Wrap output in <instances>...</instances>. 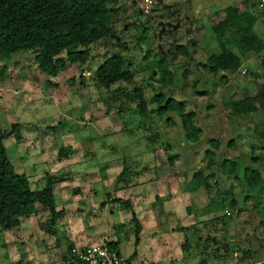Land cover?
Instances as JSON below:
<instances>
[{
  "label": "rangeland",
  "instance_id": "rangeland-1",
  "mask_svg": "<svg viewBox=\"0 0 264 264\" xmlns=\"http://www.w3.org/2000/svg\"><path fill=\"white\" fill-rule=\"evenodd\" d=\"M201 2L204 3V0ZM246 2L248 6L255 4L253 9L261 16L254 30L264 40L262 0H207L199 17L194 13L198 5H193V0H187L186 4L181 0H153L151 6L145 0H116V4L111 6L115 14L112 34L91 46L92 57L86 65L67 64L66 70L60 71L55 79L44 78L37 69L34 53L26 51L13 55L12 62L7 66V76L1 82L3 84L0 83V112L6 113L1 116L0 128L12 124L18 116L21 118L17 123L21 124L25 119L52 118L44 121L43 125L38 123L40 120L24 124L26 132L16 133L22 134L20 138L27 132L47 134L48 145L52 144L50 137L58 139L57 134H74L80 146L75 147L80 148L78 152L81 153L74 159L75 163L78 161L74 168L66 165V169L61 167L59 171L60 161L52 167L50 164L51 170L45 179H42V167L28 170L29 176L33 172L41 174L36 177L38 182H30L31 190L44 188L48 180L56 175L69 178L66 174L86 172L88 180H93V185L100 182L102 193H106L119 181L124 160L132 158V163L126 164L132 173L121 179H130L133 184L139 182L138 185L154 181L158 197L167 200L165 196L169 195L170 201L174 202L177 201L173 198L177 197L175 193L178 195L185 187L194 193L189 212L195 216L196 226L185 228L183 235L180 233L182 224L178 222L167 225L170 221L164 224L160 220L158 228L164 234L160 237V244L170 237L177 250L190 244L186 252L182 248L184 257L179 261L163 258L168 255V248L143 237L140 250L144 264H264V108L240 118L231 116L227 109L228 102L245 97L261 96L264 104V70L261 67L264 52L251 55V66L241 67L235 75L214 76L205 69L208 58L220 52L214 45V35L208 23L222 20L223 9L230 5H237L239 12H245ZM113 54L125 59V70L131 78L105 89L96 85L95 73ZM160 56L167 58L173 73V84L167 88L161 86L157 71L152 68V62ZM255 73L260 76L254 77ZM50 83L55 88L49 87ZM32 85L38 87L37 92L47 98L46 101L61 102L62 106L46 104L36 112L24 115L27 113L25 106H19L17 102L31 100L30 91H36ZM139 90L144 94L147 105L144 114L138 109L140 101L136 91ZM158 94L185 104L186 111L195 114L193 123L200 134L196 142L186 141L181 120L175 113L158 114L154 98ZM30 103L26 104L28 109ZM118 110L122 111L121 114ZM104 134L118 135L109 137ZM60 143L57 150L66 148L67 145H62V141ZM115 147L116 150H113ZM87 150H92V153L86 155ZM59 152L56 151V158ZM209 152L214 154L212 164L207 157ZM59 160L64 162L63 158ZM32 162L33 167L41 164L35 160ZM230 163L236 164V169H232ZM248 167L262 175L259 186L248 187L244 183L243 171ZM201 169H204L208 186L194 190L193 175ZM142 170L145 172L141 173ZM168 183L174 184L173 187H168ZM64 186L65 189L60 188L57 192L58 203L62 206L69 204L67 198H72L73 202L78 200V194ZM133 187L132 196H124L133 203V196H147V191L151 190L147 184L146 190ZM94 190L95 187L83 194L84 201L96 194ZM104 193L100 196L101 201L96 200L94 209L86 208L89 204L84 202L78 204L83 211L79 214L84 217V228L95 222L97 229L93 237L88 234L84 243L101 245L110 238L118 242L122 254H132L136 250L134 228L130 224L118 223L121 217L116 212L123 206H112L109 199L106 201ZM178 198L181 210L178 209L175 216L181 217L184 212H180L187 200L185 202L182 196ZM101 203L104 206H100ZM147 206V203L141 204L138 211L145 213ZM200 206L204 209L201 210ZM57 209L60 210V207ZM73 209L75 212L71 213H77L76 207ZM113 211L114 214L111 213ZM47 212L46 208L37 205L30 226L37 228L40 225L52 236L45 238L44 232H40L43 248L36 253L38 259L49 260L47 264H53L52 254L57 246L61 247L60 252L65 251L72 236H68L69 242L63 238L64 230L58 224L56 232L51 220L44 219ZM149 221L152 222L150 217ZM6 236L5 231L0 229V264H10L8 247L4 244ZM12 242L14 240L8 239V243Z\"/></svg>",
  "mask_w": 264,
  "mask_h": 264
},
{
  "label": "trees",
  "instance_id": "trees-1",
  "mask_svg": "<svg viewBox=\"0 0 264 264\" xmlns=\"http://www.w3.org/2000/svg\"><path fill=\"white\" fill-rule=\"evenodd\" d=\"M113 4H116V0H0V82L7 76V66L12 62V56L20 52L34 53L37 69L54 79L60 71L66 70L67 64L86 65L92 57L91 46L108 39L112 34L115 23L114 10L111 8ZM244 5L245 12H239L237 5H230L223 9L222 20H211L208 23L214 35V45L220 50L218 54L208 58L205 67L214 76L235 75L241 67L251 66V55L257 56L264 52V40L254 30L261 16L254 11L255 4L248 6L246 2ZM180 50L185 54L183 49ZM152 64L161 86L170 87L173 84V73L167 58L160 56ZM261 67L264 70V58ZM125 68L126 61L121 55L109 56L96 70V85L110 89L114 84L131 78V74ZM259 76L258 73L254 74L256 78ZM262 76L264 77V71ZM221 77L225 79L224 76ZM81 84L84 85L83 78ZM136 94L140 101L138 109L144 114L147 111L144 94L140 90L136 91ZM154 98L159 115L172 112L180 118L187 142L193 143L199 139V130L193 123L195 114L187 112L185 104L168 99L162 94L155 95ZM262 102L261 96L245 97L228 102L227 109L233 117H246L264 108ZM257 103H261L259 107L255 106ZM103 104L106 102L103 101ZM118 112L121 114L122 111ZM19 127L20 125L13 124L9 128H0L2 231L17 228L22 218L36 212L37 204L48 210L52 223L64 213L63 210H57L53 180H48L44 188L33 191L29 178L25 174H18L12 166L4 140L14 135ZM73 153L72 150L64 149L58 153V157L67 158ZM213 156L212 152L207 153L209 164L213 163ZM127 162L132 163V158L124 160L123 172L116 183L123 188L132 184L130 179H121L132 173L126 167ZM230 164L232 169H236V164ZM143 172L145 171L142 170L141 173ZM203 172L204 169H201L194 173L192 179L194 190L208 186ZM243 180L246 186L257 187L262 182V175L248 167L243 171ZM113 203H119L131 212V220L127 224L134 228L137 246L143 225L137 219L130 200L117 199ZM104 243L119 251L114 242ZM189 245L183 246V250H188ZM134 257L135 254L128 258L132 261Z\"/></svg>",
  "mask_w": 264,
  "mask_h": 264
},
{
  "label": "crops",
  "instance_id": "crops-1",
  "mask_svg": "<svg viewBox=\"0 0 264 264\" xmlns=\"http://www.w3.org/2000/svg\"><path fill=\"white\" fill-rule=\"evenodd\" d=\"M40 73H41L40 75L42 77H44V78H45V76L47 77V75L42 73L41 71H40ZM32 79H35V78H32ZM1 84H3V83H1ZM49 87L55 88L52 83L49 84ZM32 89L36 90V91H30L31 92L30 96H32L31 100H29L27 103H25V101L17 102V105L25 106V111L27 113H25L24 115H26L28 113L36 112L38 110V108H40L41 106H46V104H53L54 106L56 104H58L59 107L62 106L63 103H61V102L57 103L56 101H54V102L53 101H50V102L46 101L47 98L44 99L43 96L39 92H37L38 91L37 86L32 85ZM6 91H7V93L8 92L11 93L9 90H6ZM11 94H10V96H11ZM13 97H15V96L13 95ZM29 103L31 105L28 109V107H26L27 106L26 104H29ZM4 114L6 115V113L0 112V120H2L1 116H3ZM56 115L57 114L55 113V119H56ZM19 118H21V117L18 116L17 119L15 118V120H14L15 122L8 125L7 127L3 126V128H9L13 124H18V125H20L18 131H21V133H24V132H26V130H25L26 127L23 126L24 124L34 123L33 122L34 120H40L38 123L43 125L44 121H47L49 119L52 120V118H46V119L45 118H43V119L42 118H39V119L32 118V119H25L24 120L25 122L21 124V123H17L19 121ZM55 119H53V120H55ZM21 133L20 134L15 133L14 135L6 138L4 140V145L6 148L8 158H9L12 166L14 167L15 171L18 174H25L29 178L30 182H32V180H33V182H36L38 180L36 177L39 178L41 176V174H39V173L37 174V172L36 173L33 172L32 176L27 175L28 170H30V169L34 171V170L40 169L42 167L44 170V174L42 175V179L43 178L45 179L46 174H47V172H49V170H51L52 165L57 164L58 161H60L59 164L61 163L58 167V170L61 167H65V169H66V167H67L66 165H69V167H71V168H74L76 166V163L78 161L75 163L74 159L79 157L81 155V153L78 152V150H80V148L75 147V146H79V144H78V141L74 138V136H75L74 134H57L58 139H55L54 137H52V138L50 137L52 144L48 145V143L50 141H49V137H46L47 134H32L33 132H27V134H23L24 138L23 137L20 138L19 135H22ZM90 135L92 138L94 137V136H92V134H90ZM106 135L109 137L110 136L112 137V136H115L118 134H104L103 136H106ZM52 136H53V134H52ZM61 141H62V145L64 143L67 146H65L66 148H60L59 150H57L58 147L61 145V143H60ZM57 145H58V147H57ZM50 149L52 151H50ZM64 149L65 150L66 149L72 150L74 152L69 157L63 158L64 162H66V164L63 161L59 160L58 155H57V158L55 157L56 151L58 152V151H61ZM110 149L112 150V148H110ZM113 150H116V147L113 148ZM91 153H92V150H87L85 152L86 155L91 154ZM47 157H49V159H47ZM34 160L36 163H37V161H39V163H41L40 165H38L39 168H37L38 166L33 167L34 163L32 161H34ZM50 164H51V167H50ZM66 175H69L70 177L69 178H68V176L60 177V176L56 175V176H53L52 178L49 179V180L54 181L53 193H54V200H55L56 207H60V210H63V212H64L63 215L55 223H53V225H54L53 229L56 230V232H57L58 229L56 228V225L58 224V226L61 227L62 230H64V231H62V232H64L62 234L63 238H66L68 242H69L68 236L69 235L72 236V240H71V242H69L68 247L66 246L67 248L64 249L65 251L60 252L61 247L57 246L56 251L53 252V254H52L53 264H62L70 252H72L73 250H75L78 247L91 244V243L90 244L84 243L85 242L84 240L88 236V234H91L93 237V232L94 231L97 232L96 225H95V222H93L92 226L87 225L84 228V224L82 222L83 221L82 219H84V217L79 214L80 212H83V211L81 209H79L78 204L81 202H84L86 204H89L88 206L85 204V206H87L86 208L92 207L94 209L96 200H100L101 194L104 193V192L102 193V189L100 188V182L97 184L95 183L93 185L92 184L93 180H88L87 177L89 174H87L86 172H84L82 174H75L74 173L72 175H70V174H66ZM103 178L105 179L106 176H104ZM171 181L173 182L174 180H171ZM39 182H43V181H39ZM35 184H38V183H35ZM146 184H147V186H149V189H151L150 191H147L149 193L147 195L148 197L146 195L141 196V194H140L139 196H133L132 197V198H134V203H133V201L130 200L132 207H133V210H134V213L136 214V217L139 220V222L143 225V229L141 230V232L139 234V242H138V245L136 246V250L132 254L125 255V256L131 257L132 255L135 254V257L133 260L136 263L138 262V264H144L142 261V258H141V256L143 254L140 250V248H141L140 243H141L143 237H147L144 239H149L151 241L157 242V243H159V245L162 248L164 247V245H165V247L168 248V255L166 257L162 256L163 258H169L171 260H172V258H175L179 261L180 259H182L184 257L183 254L186 251L183 252L182 248L179 249L180 251L177 250L176 246L174 247L175 244L171 242L172 241L171 237H170V239L168 238V240H165V242H163V244H160V242H162V241H160V237H163L164 234L160 233L158 228L160 227L159 226V224L161 223L160 220H162V222L164 224L170 221V223L167 225H170V224L173 225L176 222L181 223L182 224L181 228L183 230L185 228L190 227V226H196L197 225L196 221H194L195 216L191 215L189 212V211H191V205H193L191 195L194 193L193 192L191 193L190 191H188V190H190L189 187H188V189H187V187H185V188H183V192L179 193L178 195H177V193H175L177 197L173 196V198L175 200L177 199V201L174 202V201H170L171 196H169V195L165 196L168 198L167 200L162 196L158 197V191H157L158 189H156L158 187L155 186L154 181L151 183L148 182ZM146 184L138 185V183L134 182V184L132 183L130 186L123 188L120 185H117L115 183V186L113 187V189H111V191H106V193H104V196L106 198V201L108 199L110 200V202L112 203L111 204L112 206L120 207L121 204L113 203V201L117 200V199L129 200V198H127V197L124 198V196H126V195L129 196V194H131V196H132V190L131 189L134 188L133 185H135L138 188H142V189L144 188L145 189ZM64 185H67L69 190H71L73 193L78 194L77 195L78 200L75 199V202H73L74 200L72 198H67V199H69L67 201H70V202H67L69 204L62 206L60 204V202L58 203L59 200H58V195H57L58 193L57 192H59L60 188H61V190L65 189ZM173 185L174 184L168 183V187L169 186L173 187ZM94 187H95L94 193L96 192V194H94L92 196H88L87 201H84L85 199H83V194L85 192L91 191ZM68 188H66V189H68ZM171 190H173V189H171ZM117 194H118V197L117 196L115 197V195H117ZM120 195L122 196V198L120 197ZM178 196H182L184 201L187 200V202L185 201L186 204L184 205L182 211L180 212L181 214L184 212V216H181V217H180V215H177V217L175 216V213L179 212L178 209L181 210V208L178 204V199H179ZM151 197L153 198V200L151 199ZM146 203L148 205L147 211L145 213L141 210L138 211V208L141 206V204H146ZM37 205H36V211H37ZM59 205H61V206H59ZM100 206H104V204L101 203ZM73 207H76L77 213H71V211H74ZM200 209L203 210L204 208H202L200 206ZM69 213H71V214H69ZM111 213L114 214L115 211H113ZM116 213H118L121 217V220L118 222L119 224H127L131 220V212L124 209V208H121V210H117ZM35 214H36V212L34 214L30 215L29 217L22 218L20 221V225L17 228H15L13 230L5 231L7 236L4 239L5 240L4 244L6 245V247H8V255L7 256H8L10 264H47L50 262L49 260L42 261L41 259H38V256L36 253V251L39 248H43V243H41V240L43 239V237H42V233L40 234V232L41 231L44 232L43 234H44L45 238H48L51 235L47 234V232L44 229H42L40 225H38L37 228H33V226H30V223H31L30 221L33 219ZM48 217H50L49 212H47V216H45L44 219H50L51 218V217L50 218H48ZM149 217L152 219V222L149 221ZM89 221H90V219H89ZM183 221H186V222H183ZM191 221H194L193 224L191 223ZM178 223H177V226H178ZM177 228L179 229V227H177ZM50 229H52V227ZM180 233L183 235L184 231H180ZM51 234H52V232H51ZM108 238H109V236H108ZM8 239L10 241L14 240V242L8 243ZM106 241L114 242V244L116 245V247L120 251V248H119L120 245L118 244L117 241L112 240L110 238ZM197 258H199V257H197ZM213 262H216V260H213Z\"/></svg>",
  "mask_w": 264,
  "mask_h": 264
},
{
  "label": "built area",
  "instance_id": "built-area-1",
  "mask_svg": "<svg viewBox=\"0 0 264 264\" xmlns=\"http://www.w3.org/2000/svg\"><path fill=\"white\" fill-rule=\"evenodd\" d=\"M264 2V0H262ZM98 248L99 252H94L93 248ZM100 252L105 255H100ZM62 264H135L120 251H116L107 244H90L76 248L69 253Z\"/></svg>",
  "mask_w": 264,
  "mask_h": 264
},
{
  "label": "clouds",
  "instance_id": "clouds-1",
  "mask_svg": "<svg viewBox=\"0 0 264 264\" xmlns=\"http://www.w3.org/2000/svg\"><path fill=\"white\" fill-rule=\"evenodd\" d=\"M153 0H145V3L149 6L152 5ZM182 3H187V0H181ZM207 0H204V3H206ZM204 3L201 2V0H193V5H198L194 8V13L197 17H199L204 12ZM94 252H99L98 248L92 249ZM100 255H105V253L100 252Z\"/></svg>",
  "mask_w": 264,
  "mask_h": 264
}]
</instances>
